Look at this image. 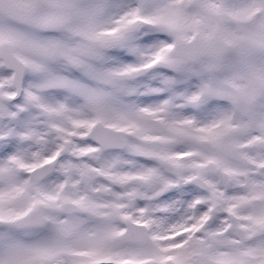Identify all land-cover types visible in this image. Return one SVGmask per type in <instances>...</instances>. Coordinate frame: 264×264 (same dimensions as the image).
Returning <instances> with one entry per match:
<instances>
[{"label": "snow or ice", "instance_id": "snow-or-ice-1", "mask_svg": "<svg viewBox=\"0 0 264 264\" xmlns=\"http://www.w3.org/2000/svg\"><path fill=\"white\" fill-rule=\"evenodd\" d=\"M0 264H264V0H0Z\"/></svg>", "mask_w": 264, "mask_h": 264}]
</instances>
